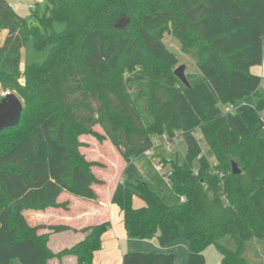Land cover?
<instances>
[{
  "label": "trees",
  "instance_id": "obj_1",
  "mask_svg": "<svg viewBox=\"0 0 264 264\" xmlns=\"http://www.w3.org/2000/svg\"><path fill=\"white\" fill-rule=\"evenodd\" d=\"M44 1L40 23L59 20L61 32L28 27L0 0V90L23 106L19 124L0 131V264L64 256L93 264L106 223L82 229L80 242L55 254L40 230L67 227L29 226L22 215L65 208L57 202L63 192L95 199L92 187L103 182L92 169L100 163L80 151L83 135L109 141L125 163L151 151L155 136L185 145L181 165L169 162L179 199L172 207L143 182L114 189L111 202L130 237L160 246L181 237L185 264H205L202 252L211 244L221 264H264L255 251L264 244V140L233 110L223 111L254 97L264 117V78L251 72L263 61L264 0ZM168 31L198 70L186 77L189 86L169 70L177 57L162 42ZM29 37L49 52L42 64L21 67ZM231 162L240 173L232 174ZM122 264L180 263L173 254L128 252Z\"/></svg>",
  "mask_w": 264,
  "mask_h": 264
},
{
  "label": "rangeland",
  "instance_id": "obj_2",
  "mask_svg": "<svg viewBox=\"0 0 264 264\" xmlns=\"http://www.w3.org/2000/svg\"><path fill=\"white\" fill-rule=\"evenodd\" d=\"M4 1L8 5H11L13 12L24 19L25 25L38 29L40 33H58L65 28L64 23L59 20L53 21L46 26L40 23V20L46 12V3L44 0ZM161 39L164 46L177 57V64L169 69L172 73H174L178 67L183 66L184 75L186 77L191 74H198L193 59L187 54H182L179 43L169 31L164 33ZM25 43L21 51V67L33 63L42 64L49 52V46L46 45L43 47V50H38L31 37L27 38ZM256 101L257 99L254 97L248 98V100H239L234 104L233 111L237 114L239 111H242L239 115H241L245 123L247 125L251 124L250 127L252 131L258 133L264 140V118L254 108ZM94 129L102 133L98 125H96ZM79 139L84 144L80 148V151L85 153L88 160H97L101 164L104 163L106 168L105 172L97 171L96 174L99 177L105 178L106 191L109 190L115 181L121 183H125L126 180L138 181L146 183L148 189L156 193L166 206L172 207L178 203L179 199L171 190L167 176L170 172L169 162L174 161L181 165L186 153L184 143L178 138L168 142L165 140L164 136H155L153 137V146L150 155H146L145 153L140 154V156L132 158L126 164L123 162L119 151L116 150L109 141L105 140L103 142H98L94 137L84 135ZM200 146L203 147V141H200ZM95 170H99V168ZM132 205L134 208H137L144 205V202L142 199L134 197L132 199ZM29 214L30 212L24 213L28 221L32 223V218ZM180 239L182 238L180 237ZM255 251L262 256V253L264 254V244L259 245ZM202 254L205 258V264H221L219 251L214 245L211 244L205 247ZM246 257L251 261L258 262L253 252L250 254L247 252Z\"/></svg>",
  "mask_w": 264,
  "mask_h": 264
},
{
  "label": "crops",
  "instance_id": "obj_3",
  "mask_svg": "<svg viewBox=\"0 0 264 264\" xmlns=\"http://www.w3.org/2000/svg\"><path fill=\"white\" fill-rule=\"evenodd\" d=\"M262 52L263 61L261 66L252 67L251 72L264 78V44ZM262 84L263 88L261 85V89L264 90V80ZM223 111H228V109L224 108ZM241 112L242 111H239L240 114ZM249 125L251 126V124ZM89 161L98 162L97 160ZM97 168H99V170H95ZM105 169L104 163H100V166H94L92 169V173L95 177L103 182L102 185H94L92 187L96 195L94 200H86L79 197L76 198L63 192L58 197L57 202L59 204L66 202L67 205L65 208H47L43 211L22 212V215L25 217L29 226L65 225L67 227L62 232L55 233L40 230L41 234H48L46 247H48L51 252L57 254L80 242L85 235L82 229L106 223L108 227L107 231L100 237V248L92 255L91 261H93V264H122V257L128 252L173 254L174 259H176L178 263L185 264L188 261L189 251L188 243L183 239L178 238L170 245L160 246L154 238L151 240H139L132 238L127 234L123 226V213H121L119 208L111 202V195L116 185L121 182L115 181L109 190L106 191L105 178H102L101 176L99 177L96 174L97 171L105 172ZM25 212H30L29 215L32 218V223H30L24 215ZM9 263L23 264L15 259L11 260ZM48 264H77V262H75V258L72 256H64L60 260L53 258L49 260Z\"/></svg>",
  "mask_w": 264,
  "mask_h": 264
},
{
  "label": "water",
  "instance_id": "obj_4",
  "mask_svg": "<svg viewBox=\"0 0 264 264\" xmlns=\"http://www.w3.org/2000/svg\"><path fill=\"white\" fill-rule=\"evenodd\" d=\"M183 69V66L178 67L174 75L184 86H189ZM22 111L23 106L14 93H9L3 97L0 102V131L18 125ZM231 172L233 175L240 173L237 164L234 162H231Z\"/></svg>",
  "mask_w": 264,
  "mask_h": 264
},
{
  "label": "built area",
  "instance_id": "obj_5",
  "mask_svg": "<svg viewBox=\"0 0 264 264\" xmlns=\"http://www.w3.org/2000/svg\"><path fill=\"white\" fill-rule=\"evenodd\" d=\"M10 6V5H9ZM1 92H0V96L3 98V97H5L6 95H8L10 92L9 91H7V90H0ZM233 110V108L232 107H230L229 109H228V111H232ZM166 140V139H165ZM167 141V140H166ZM146 155H150V151H147L146 153H145Z\"/></svg>",
  "mask_w": 264,
  "mask_h": 264
}]
</instances>
